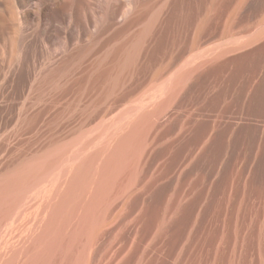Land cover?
Here are the masks:
<instances>
[{"label":"rangeland","instance_id":"obj_1","mask_svg":"<svg viewBox=\"0 0 264 264\" xmlns=\"http://www.w3.org/2000/svg\"><path fill=\"white\" fill-rule=\"evenodd\" d=\"M202 54L206 63L161 121L149 161L96 231L85 264H264V0H0V162L72 103L59 117L74 127L47 150L69 159L80 138L107 132ZM93 67L101 71L90 82L99 77L104 92L126 87L108 109L103 97L74 98ZM98 135L96 146L106 133ZM31 213L24 208L14 230Z\"/></svg>","mask_w":264,"mask_h":264},{"label":"bare ground","instance_id":"obj_2","mask_svg":"<svg viewBox=\"0 0 264 264\" xmlns=\"http://www.w3.org/2000/svg\"><path fill=\"white\" fill-rule=\"evenodd\" d=\"M140 10L141 9L139 7L138 13ZM136 11L134 13H137ZM135 41L137 43L138 40ZM138 42L140 44V41ZM136 45L137 44H135V46ZM132 47L134 46H130L131 51ZM136 47H139V45ZM137 49L139 50L140 48ZM212 52L214 53H211L210 51L208 52L210 56L207 53V58H209L210 60L213 58H217L218 56L216 57L213 55L219 53H215L216 50H213ZM130 53L131 52H129V54ZM207 54H202V56L197 55L190 63L183 66V69H180L179 72H177L175 76H173L174 78L171 77L172 79H170L168 82L166 81V83L164 82L160 86H156L157 84L154 85L156 86V90H152V94L149 92L151 95H149L148 93L149 96H147L145 101L142 102L139 106L128 108L129 114L124 110L126 112L124 116V114H121L123 112H121L120 114L123 116L119 114V116L121 117L117 122L118 124L109 125L108 128L111 129H108L107 132V128L103 129L102 127L103 124L105 126V122H103V124L101 123V129L105 130V132H102L106 133L105 136L103 135V133H101L103 137L102 135H100L101 129L99 128L100 126H97V130L100 129V132L98 131L99 133H97V135L99 134L100 137L104 138L102 139V142L100 141V145L96 146L98 141L96 144L94 142L96 139H98L96 138L97 135H95L96 137L93 136L96 139L92 138V135H90V138H92V140L87 141L86 138L85 140L87 141V143H84V140L83 145L81 141L85 138L86 135L82 137V134L80 135L82 139H79V142L81 143H79L78 140L75 141L78 142V146L75 145L76 143L72 144L68 142V146H70V144L73 145V147H69V152L71 148H74L75 145V151L73 150L74 154L72 152L73 155L70 154L71 157H68L69 159L63 156L64 154L68 153V151L64 154L61 152L63 155L53 153V151L55 152L57 148H54L53 150L52 147L57 145L56 143L59 140L58 137L60 138V135H63L64 131L68 128L70 121L74 123V120H65L66 117L64 118L63 116H61V118H64V120H62L59 117L60 113L66 111L67 107L69 108L68 105L70 103H66L59 108V111H57V113L49 121H47L46 127L44 125L45 129L42 128L44 130L41 133L37 132L39 134L36 137H33V140L29 137L31 141L29 140L28 144L24 143L27 147L25 146L21 148L20 146V148L15 149L14 146L17 144L16 143L13 146L14 148H11L9 152L7 150L8 154H6L3 161L0 162V264H65V262L68 264H85L87 254L93 244L96 231H98L103 225H105L109 217L115 215V212L119 208L120 203L125 199V196L135 187L134 182L136 183L135 180L137 176L141 172L143 165H145L146 160H148V156L150 153L149 151L151 150L152 141L150 140H152V136L154 137V134L160 128L159 126H161V121L166 118V113L168 114V111L173 106L175 100L179 98L181 91L185 87H187L188 81L193 78L192 76L198 73L200 68L206 63L205 60H207V58L203 55ZM127 58L129 59V57H126V59ZM115 65L117 64L115 63ZM52 68H50L49 70H52ZM94 68L95 67H93L92 70L90 69L91 71L89 70V80H86L85 78L86 82L80 87V89L76 90L77 92L74 98L78 97L81 100L86 99V101L88 100V102H95L96 100L99 101V103L104 99V101H102L103 103H101L103 104L102 108L108 109L113 106L116 99L115 96H117V94L121 95V92H124L126 90V87L124 88V83L118 86L115 83L114 87L111 85L113 87V90L110 91L107 88L108 90L104 92L105 88L103 87V83H101L102 86L99 85V77H97L96 79L93 78L92 82H90V78L99 75V72L101 71L100 70L97 73L96 69ZM112 70H114V68ZM53 71L56 72V68H53ZM125 71L127 70H124V72ZM47 73H49V71H47ZM49 75L50 77L52 76L51 79H54L53 76L55 75L47 74L48 77ZM47 76L44 77L46 78ZM195 78L198 79L197 77ZM47 80H50V78H48ZM116 81L118 80H115V82ZM120 81L121 80H119V82ZM128 83L130 82H127V84ZM45 91L50 92V90ZM112 96H114L115 98ZM110 97L112 98L108 100ZM71 104L70 106L73 107V105ZM56 106L58 107V105ZM82 110L86 113L89 111L87 109V111H85L83 108ZM67 112L68 111H66L65 114ZM80 114L82 115V113ZM70 115H72V113ZM73 117H75V115ZM94 117L95 116H93V118ZM117 117L118 115L116 116V118ZM69 119H71V117ZM107 122L108 121H106V123ZM107 126L108 125L106 124V127ZM72 127H74V125ZM72 127H69L68 129H72ZM28 139L25 140V142L28 141ZM80 144H82V148L79 147ZM62 145H60V147ZM64 146L68 148L67 144H64ZM60 147L58 148L60 149ZM50 148H52L53 150L51 152L52 154L47 153V150H49ZM61 148H63V146ZM64 148L63 150H68ZM88 152H91L92 154ZM59 155H62L65 160H69H66L68 165H66V168L64 166L66 163L64 164V160L62 159L65 170L63 169L62 165L61 167H59L62 168L63 171H61L62 169H59L56 166L57 164L61 163L60 161H62L61 159H59L62 156L59 157ZM65 156H67V154ZM58 160L60 161L58 162ZM55 166L56 168H58V175H60L56 180H53L55 179V177H53L52 181L51 178L53 176L52 174ZM59 170L61 171V173L58 172ZM57 173H55V176H57ZM50 174L51 181L48 178ZM45 177H47V180ZM42 182H44L45 184ZM38 184H44V187L42 186V189L40 188V190L38 188L40 187V185L37 187ZM34 187H36L38 191L40 190L39 194H36V196H33V194L31 193ZM37 189L35 190L36 192H38ZM24 208H30L32 210V213L31 215H28L29 218L24 228L22 227L18 231L14 230L15 224L19 222L22 210ZM55 261H57V263Z\"/></svg>","mask_w":264,"mask_h":264}]
</instances>
